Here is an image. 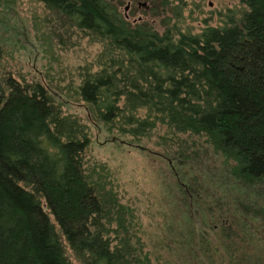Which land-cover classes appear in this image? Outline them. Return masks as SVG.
Wrapping results in <instances>:
<instances>
[{"label": "trees", "instance_id": "trees-1", "mask_svg": "<svg viewBox=\"0 0 264 264\" xmlns=\"http://www.w3.org/2000/svg\"><path fill=\"white\" fill-rule=\"evenodd\" d=\"M38 1L82 57L61 86L0 70V264H175L148 251L93 140L166 163L167 206L186 217L166 251L182 264H264V0L196 34L170 24L204 0H160L162 33L120 0Z\"/></svg>", "mask_w": 264, "mask_h": 264}, {"label": "rangeland", "instance_id": "rangeland-1", "mask_svg": "<svg viewBox=\"0 0 264 264\" xmlns=\"http://www.w3.org/2000/svg\"><path fill=\"white\" fill-rule=\"evenodd\" d=\"M159 4L157 11L152 10L144 22L162 33L169 28L165 20L172 15L167 10L163 15L160 0ZM120 6L124 15L126 3ZM235 6L238 7L236 0H204L200 9L196 6L184 9L183 21L171 23L170 26H176L182 33L190 31L196 34L208 26L218 27L225 20L227 8L234 9ZM191 9L194 15L189 14ZM52 21L57 23L38 0H0V70L20 76L29 83L48 82L49 77L55 86H61L59 80L67 82L78 65L76 57H82L79 53L81 46L73 50L69 47L58 48L51 33L56 29ZM72 109L77 112L75 107ZM80 112L82 116L81 109ZM89 150L90 155L104 166L105 172L118 185L125 187L126 197L138 204L139 216L146 232L147 249L156 255L153 258L162 256L164 262L166 259L182 264L179 253L166 251L165 238L173 230L182 231L177 228L185 224L186 217L184 212L176 209L177 203H171L173 208L167 206L170 202L166 200V193L172 192L174 185L160 155L137 148L127 151L125 147L103 144L98 140H93ZM203 161L201 159L195 165L203 167Z\"/></svg>", "mask_w": 264, "mask_h": 264}, {"label": "flooded vegetation", "instance_id": "flooded-vegetation-1", "mask_svg": "<svg viewBox=\"0 0 264 264\" xmlns=\"http://www.w3.org/2000/svg\"><path fill=\"white\" fill-rule=\"evenodd\" d=\"M121 3H126L124 17L130 20L132 17L133 23L144 22L150 17L153 10L151 0H120ZM136 17V18H135Z\"/></svg>", "mask_w": 264, "mask_h": 264}]
</instances>
